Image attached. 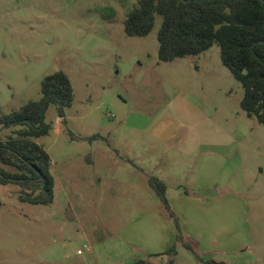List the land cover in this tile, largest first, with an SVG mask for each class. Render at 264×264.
Returning a JSON list of instances; mask_svg holds the SVG:
<instances>
[{"label":"rangeland","instance_id":"1","mask_svg":"<svg viewBox=\"0 0 264 264\" xmlns=\"http://www.w3.org/2000/svg\"><path fill=\"white\" fill-rule=\"evenodd\" d=\"M137 1L0 0L2 113L39 100L55 71L74 88L66 117L51 105L53 128L36 139L53 203L0 185V264H264V126L242 110L217 43L161 61L160 15L128 36Z\"/></svg>","mask_w":264,"mask_h":264},{"label":"trees","instance_id":"2","mask_svg":"<svg viewBox=\"0 0 264 264\" xmlns=\"http://www.w3.org/2000/svg\"><path fill=\"white\" fill-rule=\"evenodd\" d=\"M157 15L162 17L157 33L159 59L169 62L197 55L217 43L222 63L242 86V110L264 126V0H138L124 21L126 34L148 35ZM41 93L39 100H30L9 114L2 113L0 103V131L12 129L6 137L0 134V185L19 186L21 202L48 205L54 201L55 178L50 154L36 139L53 128L46 120L51 105L58 116L66 117L74 101V88L70 77L59 70L43 78ZM149 184L170 210L166 183L150 176ZM206 263L228 264L216 260Z\"/></svg>","mask_w":264,"mask_h":264},{"label":"crops","instance_id":"3","mask_svg":"<svg viewBox=\"0 0 264 264\" xmlns=\"http://www.w3.org/2000/svg\"><path fill=\"white\" fill-rule=\"evenodd\" d=\"M146 264H148V262L146 261Z\"/></svg>","mask_w":264,"mask_h":264}]
</instances>
